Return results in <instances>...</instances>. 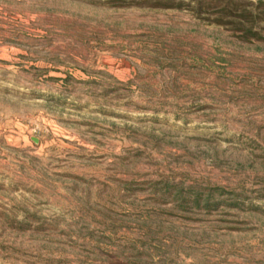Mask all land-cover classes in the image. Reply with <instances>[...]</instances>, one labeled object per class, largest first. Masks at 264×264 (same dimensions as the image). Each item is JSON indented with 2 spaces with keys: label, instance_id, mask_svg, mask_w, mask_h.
Returning <instances> with one entry per match:
<instances>
[{
  "label": "rangeland",
  "instance_id": "1",
  "mask_svg": "<svg viewBox=\"0 0 264 264\" xmlns=\"http://www.w3.org/2000/svg\"><path fill=\"white\" fill-rule=\"evenodd\" d=\"M202 1L0 0V264H264V0Z\"/></svg>",
  "mask_w": 264,
  "mask_h": 264
},
{
  "label": "trees",
  "instance_id": "2",
  "mask_svg": "<svg viewBox=\"0 0 264 264\" xmlns=\"http://www.w3.org/2000/svg\"><path fill=\"white\" fill-rule=\"evenodd\" d=\"M193 9L197 13H201L205 10L204 2L202 0H194ZM212 4H210L211 8L221 7L220 9L217 8L214 14H219V18H217L218 23H236L237 26L235 28L239 31L244 32L246 35L257 36V33L254 31L253 26L257 22V16L259 14H253L251 11L248 12L244 7L247 5L244 1L238 0H212ZM260 13H264V4H259ZM239 9H243L240 14H236ZM227 17H239V22H226L223 19ZM251 19V20H250ZM251 21V22H250Z\"/></svg>",
  "mask_w": 264,
  "mask_h": 264
}]
</instances>
